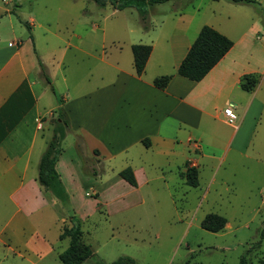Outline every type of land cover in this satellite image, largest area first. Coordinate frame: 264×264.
Here are the masks:
<instances>
[{
  "label": "crops",
  "instance_id": "crops-1",
  "mask_svg": "<svg viewBox=\"0 0 264 264\" xmlns=\"http://www.w3.org/2000/svg\"><path fill=\"white\" fill-rule=\"evenodd\" d=\"M258 19L245 31L239 30V24L232 23L229 16L209 24L231 40L232 47L199 82L176 74L199 32L188 33L186 27L177 38L151 42L141 76L135 74L132 58L130 71L117 70L107 78L98 77L94 86L78 89L74 96H68L70 89H62L60 105L53 97L49 100V91L39 80L48 76V68L36 53L31 36L36 24L27 22L30 36L0 46V246L20 258L40 260L54 252V243L64 240L58 230L66 220L64 210L37 182L39 160L48 143L43 131H54L53 111L58 107L68 120L64 139L72 133L77 151L82 152V160L78 155L66 158L63 139L55 164L79 221L73 206L77 197L82 200L83 193L94 197L95 212H101L105 205L100 202L104 194L99 182L105 175L106 161H119L118 181L137 191L153 179L156 170L174 171L186 185L182 174L187 168H195L199 179L200 169L213 165L216 173L231 154L248 157L253 138L255 141L259 134V139H264V36H258ZM165 61L171 62V72L166 70ZM165 75L171 76L166 87H154L153 80ZM245 76L255 79L250 91L240 88ZM237 89L242 97L233 106L234 113L239 112L233 127L223 116L224 99ZM217 120L232 130L219 132ZM125 168L132 170L135 187L119 177ZM52 226L58 228L54 238L49 236Z\"/></svg>",
  "mask_w": 264,
  "mask_h": 264
},
{
  "label": "rangeland",
  "instance_id": "rangeland-1",
  "mask_svg": "<svg viewBox=\"0 0 264 264\" xmlns=\"http://www.w3.org/2000/svg\"><path fill=\"white\" fill-rule=\"evenodd\" d=\"M136 6L118 11L110 0L104 6L92 0H0V46L16 38L25 40L31 35L27 22L33 21L36 28L31 36L51 84L39 80L48 89L49 100H61L62 89H70L68 96H74L78 89L94 86L98 77L130 71L132 45L177 38L186 27L191 33L229 16L245 31L259 18L258 36H264V0L249 6L225 0H169ZM137 9L147 12L145 21ZM164 65L171 72V62ZM241 93L235 90L224 105H237ZM235 114L238 118V110ZM215 125L221 133L232 130L221 120ZM43 134L46 143L52 139L51 128ZM259 136L249 145L248 157L231 154L216 173L213 165L200 169L197 188L183 185L174 171L156 170L150 182L134 191L118 181L119 161L104 162L105 175L99 182L104 194L102 211L95 212L94 197L84 193L82 200H74L82 240L94 253L82 264H113L119 258H130L135 264H260L264 261V139ZM75 146V137L68 133L62 142L65 157L78 155L82 160ZM62 213L66 220L57 228L60 233L70 227ZM207 214L224 217L227 226L216 233L202 229ZM57 229L50 227L51 238ZM67 246L68 238L54 243V252L40 260L20 258L0 246V264H62L57 254Z\"/></svg>",
  "mask_w": 264,
  "mask_h": 264
},
{
  "label": "trees",
  "instance_id": "trees-1",
  "mask_svg": "<svg viewBox=\"0 0 264 264\" xmlns=\"http://www.w3.org/2000/svg\"><path fill=\"white\" fill-rule=\"evenodd\" d=\"M99 6H104L106 0H92ZM169 0H110L111 5L116 10H123L129 6L145 2L146 4L155 5L161 4ZM234 4H250L252 0H228ZM141 19L146 20L147 12L142 9H137ZM232 42L224 35L220 34L215 29L209 26H202L198 32L196 39L191 44L185 57L180 62L176 74L180 77L188 79L193 82H199L206 74L224 57V55L231 49ZM133 68L137 76H141L146 62L151 53L149 45L135 44L130 47ZM171 76L165 75L157 77L153 80L154 87L163 89L170 81ZM49 83V79L45 77ZM255 85V79L251 76H245L241 79L240 88L244 91H250ZM54 96L56 93L51 89ZM57 101V105L61 104V100ZM68 126L67 117L61 107L56 108L55 128L52 139L47 143L46 150L42 154L37 173V182L40 188L49 192L61 205L66 213L70 227L64 228L60 235V239L69 238L68 247L58 255V260L62 264H82L87 259L93 257V251L90 246L82 241V232L80 221L75 216L71 205L69 203V196L66 193L59 176L55 170V164L61 153V142L65 137V128ZM119 177L126 181L129 185L135 187L136 181L134 174L130 168H125L119 172ZM186 185L195 188L198 186L197 171L195 168H187L186 172L182 174ZM226 225V219L216 214H207L201 221V228L208 232H219ZM135 264L130 258H119L113 264ZM260 264H264L261 261Z\"/></svg>",
  "mask_w": 264,
  "mask_h": 264
},
{
  "label": "built area",
  "instance_id": "built-area-1",
  "mask_svg": "<svg viewBox=\"0 0 264 264\" xmlns=\"http://www.w3.org/2000/svg\"><path fill=\"white\" fill-rule=\"evenodd\" d=\"M223 116L228 125L235 127L237 122V116L233 111V106H228L223 110Z\"/></svg>",
  "mask_w": 264,
  "mask_h": 264
}]
</instances>
